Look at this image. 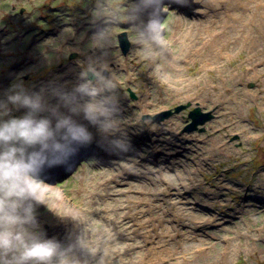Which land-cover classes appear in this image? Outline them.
I'll use <instances>...</instances> for the list:
<instances>
[{
	"label": "rangeland",
	"instance_id": "374dc122",
	"mask_svg": "<svg viewBox=\"0 0 264 264\" xmlns=\"http://www.w3.org/2000/svg\"><path fill=\"white\" fill-rule=\"evenodd\" d=\"M203 1L178 7L167 0L157 42L134 29L136 0H0V95L18 80L32 90L74 69L62 80L70 85L90 59L107 67L116 86L120 129L131 147L114 151L94 141L70 167L43 174L39 221L49 237L82 240L81 264H264V8L253 9L250 0L232 7L231 0ZM44 2L52 34L2 31L10 5L38 15ZM100 8L109 19L84 31ZM181 14L208 26L202 36L216 32L217 43L208 35L194 54L174 44L169 28ZM108 27L110 43L94 39ZM82 32L86 39L73 38ZM121 32L130 42L125 55ZM39 52L45 62L31 57ZM186 104L163 121L143 119ZM195 106L214 118L202 131L182 133ZM154 174L159 194L150 196L139 187H151ZM153 212L160 221L150 219Z\"/></svg>",
	"mask_w": 264,
	"mask_h": 264
},
{
	"label": "clouds",
	"instance_id": "9594fccd",
	"mask_svg": "<svg viewBox=\"0 0 264 264\" xmlns=\"http://www.w3.org/2000/svg\"><path fill=\"white\" fill-rule=\"evenodd\" d=\"M166 6L167 0H137L142 38H164ZM119 114L107 67L91 59L70 85L50 81L30 90L18 80L0 95V264H81L82 240L49 237L39 221L43 174L70 167L94 141L128 150Z\"/></svg>",
	"mask_w": 264,
	"mask_h": 264
},
{
	"label": "bare ground",
	"instance_id": "6f19581e",
	"mask_svg": "<svg viewBox=\"0 0 264 264\" xmlns=\"http://www.w3.org/2000/svg\"><path fill=\"white\" fill-rule=\"evenodd\" d=\"M195 1H199V0H194V3H195ZM213 0H204L203 2H202V5L203 6H207V5H209L210 4V2H212ZM240 1H246V0H231V7L232 6H236V5H239V6H244V3L243 2H241V4H240ZM258 0H250V2L252 3V8L253 9H256V10H258L259 12L262 10V8H264V7H262L261 5H260V3L259 2H257ZM175 2H176V0H175ZM177 3V2H176ZM136 10L135 11H133V13H132V15H131V20L133 21V25L135 26V28L134 29H136L137 31H140V29L142 28V25H141V22H140V19L138 18V16H137V0H136ZM178 4V7H186L187 5H188V3H186V4H181V3H177ZM262 13V12H261ZM258 14V13H257ZM257 16V15H256ZM258 16H259V14H258ZM260 18V17H259ZM109 19V16L107 15V13H106V11H105V9H103V8H100L99 10H97L96 12H95V14H94V17L92 18V19H89V20H86L85 22H83L84 23V25H83V27H84V31H88L89 30V28L90 27H100V26H103L104 25V23L106 22V20H108ZM257 19H258V17H257ZM261 19V18H260ZM263 26H264V24H263ZM206 28H208V26L206 25V24H203L202 22H199L198 20L196 21H193V20H188L184 15H175V17H174V20H173V23H172V25L170 26V28H169V34H170V38L169 39H171V41L174 43V44H176V45H180V46H182V48L181 49H188V51H189V53L190 54H194V52L196 53L197 52V44L199 43V42H202L203 40H205V39H207L208 37V35L211 37V38H209V39H207L206 41H209V42H214V43H217V40H216V36H217V34H216V32H214V33H212L211 32V29H207L208 30V34L207 35H205L204 34V36H202L201 35V31L203 30L204 32H206ZM109 31H110V29H109V27L108 28H106L105 30H103L102 31V33L100 34V35H98V36H96V37H94V39H101V40H103L105 43H110L109 41H110V38H111V36H110V34H109ZM188 32L187 34H185V32ZM65 34H70V33H65ZM77 34H79V33H75L74 35H73V38H75V37H79L80 38V42H81V40H83V39H86L87 38V34L85 33V32H82L81 33V36H78ZM243 36H245V33H244V35ZM78 42L76 41L75 42V44H77ZM108 54H111L110 52H107ZM33 59H35L34 61L35 62H39V61H44L45 62V60L46 59H48V56H46V53L45 52H39V53H34V55L32 54V56H31ZM72 72H76L74 69H72V70H70V72H67V73H65L64 74V76H62V75H57L56 77H54L53 79H52V81H55V82H59V83H62V80H63V78L65 77V75L66 74H70V73H72ZM76 77L77 76H73L72 77V83L73 82H75V80H76ZM42 85H44V83L42 84ZM40 87V86H39ZM39 87H37V89L39 88ZM140 106H141V108H143V109H146V107H148V105L144 102V103H141L140 104ZM124 130H126V129H123V131ZM123 131H122V133H123ZM100 147L101 148H106V147H104V146H101L100 145ZM107 149V148H106ZM83 151L84 150H82L81 151V153H78L73 159H72V161H71V164L73 163V161L74 160H76L78 157H81V155L83 154ZM68 168V167H67ZM63 169H66V167H54V168H51V169H48V170H46L45 172H52V173H56V172H61V170H63ZM126 171H129V169L128 168H126ZM51 173V174H52ZM157 173H158V171H157ZM45 174V173H44ZM54 175V174H53ZM154 176H155V174H154ZM152 179V181H151V184H152V186L151 187H143V186H141V187H139V188H141V189H143V190H145V191H147L148 193H146V194H149L150 196H154V194L155 193H158L159 194V192H155V190L156 189H159V187H157V186H160V179H159V177L158 176H155V177H153V178H151ZM187 180H189V183H191L192 182V179H190L189 177H187ZM161 181H162V179H161ZM189 183H187V184H189ZM162 184H167L166 182H165V179H164V181H163V183ZM186 184V185H187ZM145 191L143 192V191H141L142 192V194H144L145 193ZM163 193V192H162ZM163 194H165V193H163ZM170 194V193H169ZM103 197H105V194L104 195H102ZM155 208H157L156 207V205H154V204H152L151 203V206L149 207V209L150 210H155ZM150 219L151 220H155V221H160L161 220V218H162V215L161 214H157V213H152V214H150ZM178 217V213L177 214H174L173 213V218H177ZM210 221V218H207L206 220H205V222H209ZM159 223H161V222H158V224ZM160 225V224H159ZM81 229V228H80ZM80 232H81V230L78 232L79 234H80ZM159 240H160V236H159V238H158ZM225 247V251H224V254L225 255H228L229 254V251L227 250V246H224ZM203 252V250L202 251H200V253L198 254V255H200L201 253ZM159 257L160 256H157L156 257V259L157 260H159ZM212 264H217V263H212Z\"/></svg>",
	"mask_w": 264,
	"mask_h": 264
},
{
	"label": "flooded vegetation",
	"instance_id": "af4514ba",
	"mask_svg": "<svg viewBox=\"0 0 264 264\" xmlns=\"http://www.w3.org/2000/svg\"><path fill=\"white\" fill-rule=\"evenodd\" d=\"M72 2V1H70ZM43 6L39 10L38 15H35L34 13L27 14L25 9L19 6L18 11H15L16 6L10 5V11L7 17L4 19V14H2L1 19L3 21V27L2 31H4L7 34L11 35H17V36H48L49 34H52L53 27L52 24L54 21L53 17L47 16L46 10L49 8L46 3H42ZM73 5V4H72ZM27 15L26 17H23ZM17 17V18H16ZM14 18L15 24L12 23V19ZM8 26H11L9 28ZM14 26V27H12ZM31 38V37H30ZM30 45H27L24 47L30 48ZM61 67V66H60ZM25 78V77H24Z\"/></svg>",
	"mask_w": 264,
	"mask_h": 264
},
{
	"label": "water",
	"instance_id": "95a60500",
	"mask_svg": "<svg viewBox=\"0 0 264 264\" xmlns=\"http://www.w3.org/2000/svg\"><path fill=\"white\" fill-rule=\"evenodd\" d=\"M117 42L119 45L120 52L123 55H125L128 52L129 47H130V42L128 41L127 33L126 32L119 33L117 35ZM76 55L77 54L75 52L70 54L69 60L76 57ZM130 97L134 98L135 95L132 92H130ZM188 106L189 104L177 105L176 107H174L173 110H166L163 112H159L151 117L150 115H146V116H143V119H153L156 121H163L169 118L170 116H172L174 113H178L181 110L187 108ZM213 118H214L213 114L210 111L203 112L201 107L195 106L193 109L188 111V119L190 120V122L182 129V133L192 132L195 130L202 131L203 128L198 129V127L203 126L206 122L210 121Z\"/></svg>",
	"mask_w": 264,
	"mask_h": 264
}]
</instances>
